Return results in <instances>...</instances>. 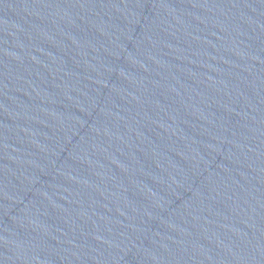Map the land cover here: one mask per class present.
<instances>
[{
	"label": "water",
	"instance_id": "water-1",
	"mask_svg": "<svg viewBox=\"0 0 264 264\" xmlns=\"http://www.w3.org/2000/svg\"><path fill=\"white\" fill-rule=\"evenodd\" d=\"M0 264H264V0H0Z\"/></svg>",
	"mask_w": 264,
	"mask_h": 264
}]
</instances>
